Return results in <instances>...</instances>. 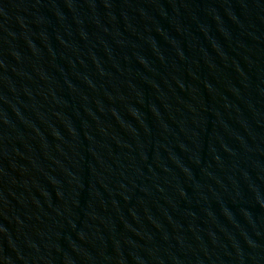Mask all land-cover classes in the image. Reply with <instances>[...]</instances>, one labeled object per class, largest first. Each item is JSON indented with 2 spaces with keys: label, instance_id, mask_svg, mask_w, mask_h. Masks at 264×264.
Segmentation results:
<instances>
[{
  "label": "water",
  "instance_id": "1",
  "mask_svg": "<svg viewBox=\"0 0 264 264\" xmlns=\"http://www.w3.org/2000/svg\"><path fill=\"white\" fill-rule=\"evenodd\" d=\"M0 264H264V0H0Z\"/></svg>",
  "mask_w": 264,
  "mask_h": 264
}]
</instances>
